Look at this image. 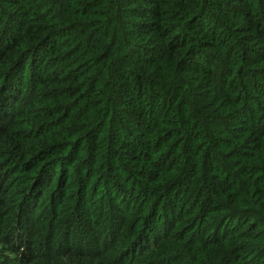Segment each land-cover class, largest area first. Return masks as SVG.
I'll return each mask as SVG.
<instances>
[{
    "label": "trees",
    "instance_id": "trees-1",
    "mask_svg": "<svg viewBox=\"0 0 264 264\" xmlns=\"http://www.w3.org/2000/svg\"><path fill=\"white\" fill-rule=\"evenodd\" d=\"M0 249L264 264V0H0Z\"/></svg>",
    "mask_w": 264,
    "mask_h": 264
},
{
    "label": "rangeland",
    "instance_id": "rangeland-1",
    "mask_svg": "<svg viewBox=\"0 0 264 264\" xmlns=\"http://www.w3.org/2000/svg\"><path fill=\"white\" fill-rule=\"evenodd\" d=\"M13 177H15L14 175L13 176H11V178L9 179V182L10 181H14V180H16V178H18V177H15V179L13 178ZM14 179V180H13ZM12 183V182H11ZM74 190V189H73ZM90 199V198H89ZM46 204H48V203H46ZM43 205H45V201L43 202ZM39 216H41V214H38ZM42 216H44L45 217V215L44 214H42ZM62 228L60 227V228H57V233H58V235H60L61 233H62ZM82 234H83V232L80 230V228H78V227H76V226H73V228H72V234H71V236H70V239L72 240V242L73 241H76L78 238H81V236H82ZM64 247H62L61 249H63ZM1 250L2 249H0V252H1ZM5 256H7L8 258H14L15 256L14 255H12L11 253H5Z\"/></svg>",
    "mask_w": 264,
    "mask_h": 264
}]
</instances>
